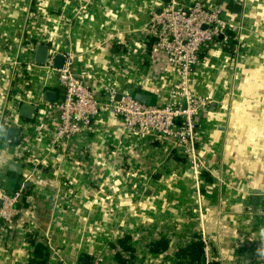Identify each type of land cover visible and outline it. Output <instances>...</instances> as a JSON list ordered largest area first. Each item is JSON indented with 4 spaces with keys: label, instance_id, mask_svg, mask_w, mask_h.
<instances>
[{
    "label": "crops",
    "instance_id": "1",
    "mask_svg": "<svg viewBox=\"0 0 264 264\" xmlns=\"http://www.w3.org/2000/svg\"><path fill=\"white\" fill-rule=\"evenodd\" d=\"M167 1L0 0V110L6 105L21 128L17 143L0 141V188L24 186L20 215L0 223V264H118L120 241L131 249L122 253L129 264H177V249L196 236L205 243L203 264H237L244 252L248 260L239 264H264V0H176L201 1L228 23L192 73V89L210 100L196 143L199 178L183 158L160 172L170 147L155 142L140 150L105 112L95 118L91 142L102 186L50 148L53 127L40 104L46 91L55 100L63 91L54 71L35 66L36 45L70 54L72 71L94 90L141 86L161 93L162 104L176 78L149 64L138 69L147 47L117 40L144 32ZM15 62L29 81L26 92L11 85L10 96L20 93L23 102L4 101ZM26 104L34 106L27 118L20 115ZM11 162L19 172L9 170ZM162 240L164 252L150 250ZM250 241L259 243L257 252L248 250Z\"/></svg>",
    "mask_w": 264,
    "mask_h": 264
},
{
    "label": "built area",
    "instance_id": "2",
    "mask_svg": "<svg viewBox=\"0 0 264 264\" xmlns=\"http://www.w3.org/2000/svg\"><path fill=\"white\" fill-rule=\"evenodd\" d=\"M227 31L228 23L222 18L219 9L208 8L201 1L183 5L176 0H169L159 12L151 14L150 23L144 32L127 33L118 38V44L129 48L147 47L138 62V69H145L149 64L154 72L167 71L176 78L167 89L166 100L162 104H143L127 92H118L111 84L104 85L101 90H94L82 76L72 71L73 57L70 54L61 53L64 56L63 66L54 68L52 61L59 53L48 51L47 63L35 66L54 71L63 91L61 98L52 103L40 104L53 127L49 138L50 148L58 152L62 161L69 157L75 159L89 181L102 186L103 179L92 156L91 142L95 118L99 113L105 112L116 118L120 132L131 138L132 145L140 150L151 147L155 142L170 147L167 161L160 164V172L170 171L176 162L175 158H183L199 178L203 163L197 153L196 143L210 100L192 89V73L199 63L202 51L220 37H225ZM15 64L10 72L8 89L4 92V101L15 97L23 102L18 97L22 96L20 93L10 96L11 85H19L20 90L26 92L29 81L25 74H21L22 71L16 70L21 64ZM117 94H120L119 99ZM8 114L6 105L2 106L0 141L5 139L6 129L15 126L12 118L16 115ZM33 165H40V161L33 162ZM23 187L21 183L13 194L0 188V223L7 224L20 215L18 202ZM190 243L184 242L182 246ZM253 249L257 252L259 243L248 242V250ZM114 252L122 254L118 247ZM247 255L248 252H244L237 264L248 260ZM89 264L102 263L99 258H94Z\"/></svg>",
    "mask_w": 264,
    "mask_h": 264
},
{
    "label": "water",
    "instance_id": "3",
    "mask_svg": "<svg viewBox=\"0 0 264 264\" xmlns=\"http://www.w3.org/2000/svg\"><path fill=\"white\" fill-rule=\"evenodd\" d=\"M167 1V0H166ZM168 2V1H167ZM159 12V11H158ZM48 50L49 47L46 44H37L34 56H33V62L38 65H45L47 63L48 58ZM64 61V56L59 53L56 54L52 61V66L54 68H62ZM125 92L132 95L137 101L143 103V104H150L152 102V98L154 97V94L148 91H143L141 86L137 87H131V85H128L126 87ZM161 93L157 94V97H159ZM120 94H117V99H119ZM43 100L45 102L52 103L55 100V94L50 91H46L43 95ZM34 109V106L32 105H23L20 111V115L22 117H29L30 112ZM21 135V128L17 126H10L6 129L5 132V139L12 143H17ZM21 165L16 162H11L9 164V170L17 173L19 172ZM252 201L255 203L257 196L254 191H252ZM83 264V263H82Z\"/></svg>",
    "mask_w": 264,
    "mask_h": 264
},
{
    "label": "trees",
    "instance_id": "4",
    "mask_svg": "<svg viewBox=\"0 0 264 264\" xmlns=\"http://www.w3.org/2000/svg\"><path fill=\"white\" fill-rule=\"evenodd\" d=\"M157 98H158L157 94H154L151 103L153 104L158 103ZM11 183L12 184L10 185L11 187L10 189H7L5 187L3 188V190L8 194H13L17 189L16 187L17 183H15V181H11ZM204 246L205 243L201 239V237L196 236L195 240L192 241L190 244L179 247L176 252L177 264H203ZM117 247L121 249L122 253L123 251L131 250L123 241H120ZM117 247H114V249ZM167 248H168V242L166 240H162L152 245L150 250L155 252L157 251L164 252ZM115 259L117 260L118 264H129L128 259H125V257L119 252H115ZM211 264H218V263L213 262Z\"/></svg>",
    "mask_w": 264,
    "mask_h": 264
}]
</instances>
